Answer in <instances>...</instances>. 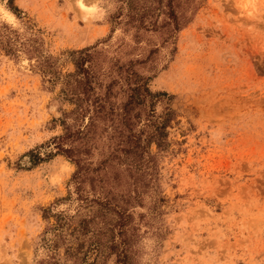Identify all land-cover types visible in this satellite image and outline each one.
I'll use <instances>...</instances> for the list:
<instances>
[{
	"label": "rangeland",
	"instance_id": "1",
	"mask_svg": "<svg viewBox=\"0 0 264 264\" xmlns=\"http://www.w3.org/2000/svg\"><path fill=\"white\" fill-rule=\"evenodd\" d=\"M0 264H264V0H0Z\"/></svg>",
	"mask_w": 264,
	"mask_h": 264
},
{
	"label": "trees",
	"instance_id": "2",
	"mask_svg": "<svg viewBox=\"0 0 264 264\" xmlns=\"http://www.w3.org/2000/svg\"><path fill=\"white\" fill-rule=\"evenodd\" d=\"M132 76H134V77H136V78H138V79H140V77H139V75L138 74H136V73H132L131 74ZM143 87V86H142ZM144 88V87H143ZM76 89V88H75ZM135 90H140V86L139 85H137L136 86V88H135ZM144 90H146L145 88H144ZM72 95H74V97H76V94H75V92H74V88H72L71 89V92H70ZM160 94H162V95H165L166 93L164 92V93H160ZM139 99V98H138ZM77 101H78V99H76Z\"/></svg>",
	"mask_w": 264,
	"mask_h": 264
}]
</instances>
